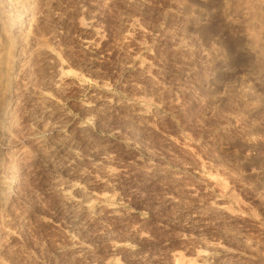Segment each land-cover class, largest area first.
<instances>
[{
  "label": "rangeland",
  "instance_id": "rangeland-1",
  "mask_svg": "<svg viewBox=\"0 0 264 264\" xmlns=\"http://www.w3.org/2000/svg\"><path fill=\"white\" fill-rule=\"evenodd\" d=\"M0 264H264V0H0Z\"/></svg>",
  "mask_w": 264,
  "mask_h": 264
},
{
  "label": "bare ground",
  "instance_id": "bare-ground-1",
  "mask_svg": "<svg viewBox=\"0 0 264 264\" xmlns=\"http://www.w3.org/2000/svg\"><path fill=\"white\" fill-rule=\"evenodd\" d=\"M66 195H67V194H66ZM67 196H68V195H67ZM113 210H114V209H113ZM113 210H112V211H113Z\"/></svg>",
  "mask_w": 264,
  "mask_h": 264
}]
</instances>
